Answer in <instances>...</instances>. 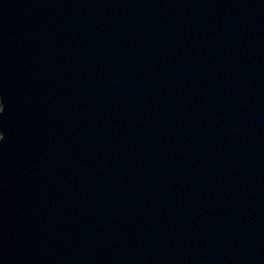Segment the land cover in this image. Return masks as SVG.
I'll return each mask as SVG.
<instances>
[{
    "label": "water",
    "instance_id": "water-1",
    "mask_svg": "<svg viewBox=\"0 0 264 264\" xmlns=\"http://www.w3.org/2000/svg\"><path fill=\"white\" fill-rule=\"evenodd\" d=\"M0 264H264V0H0Z\"/></svg>",
    "mask_w": 264,
    "mask_h": 264
},
{
    "label": "clouds",
    "instance_id": "clouds-1",
    "mask_svg": "<svg viewBox=\"0 0 264 264\" xmlns=\"http://www.w3.org/2000/svg\"><path fill=\"white\" fill-rule=\"evenodd\" d=\"M3 110H4V105H3V102L0 101V113H2ZM0 139H3V134H2V136H0Z\"/></svg>",
    "mask_w": 264,
    "mask_h": 264
}]
</instances>
